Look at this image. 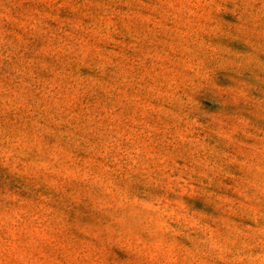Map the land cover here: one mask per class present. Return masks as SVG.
<instances>
[{"label":"rangeland","instance_id":"374dc122","mask_svg":"<svg viewBox=\"0 0 264 264\" xmlns=\"http://www.w3.org/2000/svg\"><path fill=\"white\" fill-rule=\"evenodd\" d=\"M0 264H264V0H0Z\"/></svg>","mask_w":264,"mask_h":264}]
</instances>
